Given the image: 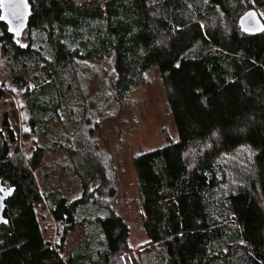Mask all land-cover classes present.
<instances>
[{
	"label": "trees",
	"instance_id": "1",
	"mask_svg": "<svg viewBox=\"0 0 264 264\" xmlns=\"http://www.w3.org/2000/svg\"><path fill=\"white\" fill-rule=\"evenodd\" d=\"M30 2L34 14L20 37L0 23V179L15 188L0 226V264H264V29L239 26L249 10L264 24V0ZM104 56L115 57L119 99L158 67L179 136L133 156L149 238L141 246L117 202L110 205L116 191L105 179L98 196L86 181L70 200L35 176L49 147L38 140L44 128L55 119L78 127L85 114L80 61ZM5 94L26 113L22 128ZM52 137L62 146L59 133ZM243 142L251 170L242 155L234 173L226 150ZM82 204L97 214L90 227L83 221L92 237L64 254ZM44 209L58 242L44 236Z\"/></svg>",
	"mask_w": 264,
	"mask_h": 264
},
{
	"label": "rangeland",
	"instance_id": "2",
	"mask_svg": "<svg viewBox=\"0 0 264 264\" xmlns=\"http://www.w3.org/2000/svg\"><path fill=\"white\" fill-rule=\"evenodd\" d=\"M77 75L85 114L78 127L74 128L65 121L55 119L44 128L38 140L47 142L50 148L46 146L43 163L39 171H35V176L39 183L44 182L51 190L67 196L70 200L83 194L86 181L93 193L91 197L98 196L96 189L105 179L116 191L113 194L115 198L110 199V205L117 202V211L130 221L133 245L141 246L149 238L141 230L142 215L133 156L179 139L160 70L156 65L149 67L142 75V82L133 86L120 99L113 88L117 79L114 56L82 59ZM4 98L8 100V111L12 109L13 112L11 120L22 128L27 122V116L19 107L13 110L14 105L18 106L16 95L5 94ZM55 133H59L62 139V146L56 148L51 143ZM24 139L28 141V147L32 145L30 141H35L31 134L24 135ZM245 145L247 144L243 142L226 150L229 153L227 157L230 171L234 173L238 172L236 167H241L242 164V158L236 157L242 155L250 168L247 171L251 170L249 156L252 150ZM84 205H80L77 227L65 234L64 254L80 245L83 238L92 237L85 235L83 221H87L90 227L91 220L97 214ZM38 216L45 238L52 243L56 240L58 242L61 235L56 233L49 212L46 209L40 210Z\"/></svg>",
	"mask_w": 264,
	"mask_h": 264
},
{
	"label": "water",
	"instance_id": "3",
	"mask_svg": "<svg viewBox=\"0 0 264 264\" xmlns=\"http://www.w3.org/2000/svg\"><path fill=\"white\" fill-rule=\"evenodd\" d=\"M17 12L23 13L22 19H17L9 15V9L6 7L0 14L8 15V19L0 21L5 24L7 31L14 37H20L27 28L30 18L33 16V6L28 0L26 6L21 5L16 9ZM239 26L244 32H258L264 29V24L260 19L256 10H249L239 18ZM11 29V30H9ZM14 187H7L0 179V226L8 223V219L4 215L6 209V200L14 193Z\"/></svg>",
	"mask_w": 264,
	"mask_h": 264
},
{
	"label": "snow or ice",
	"instance_id": "4",
	"mask_svg": "<svg viewBox=\"0 0 264 264\" xmlns=\"http://www.w3.org/2000/svg\"><path fill=\"white\" fill-rule=\"evenodd\" d=\"M27 3L28 0H0V12H2V10L7 7L9 9V15L17 19H22L23 13L17 12L16 9H18V7L21 5L26 6ZM8 18V15L0 14V21H5Z\"/></svg>",
	"mask_w": 264,
	"mask_h": 264
}]
</instances>
